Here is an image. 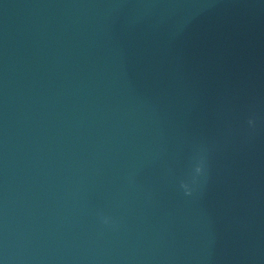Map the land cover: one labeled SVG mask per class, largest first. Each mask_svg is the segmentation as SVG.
Here are the masks:
<instances>
[{"label":"water","instance_id":"obj_1","mask_svg":"<svg viewBox=\"0 0 264 264\" xmlns=\"http://www.w3.org/2000/svg\"><path fill=\"white\" fill-rule=\"evenodd\" d=\"M0 264H264V0H0Z\"/></svg>","mask_w":264,"mask_h":264},{"label":"clouds","instance_id":"obj_2","mask_svg":"<svg viewBox=\"0 0 264 264\" xmlns=\"http://www.w3.org/2000/svg\"><path fill=\"white\" fill-rule=\"evenodd\" d=\"M250 124L254 123L253 121H249ZM204 163L201 161L196 167L194 175L192 176L191 185L188 183H182L181 187L184 188L185 193L187 195H192L193 186L199 183L200 178L204 175Z\"/></svg>","mask_w":264,"mask_h":264}]
</instances>
